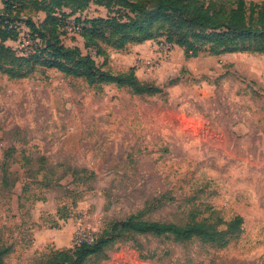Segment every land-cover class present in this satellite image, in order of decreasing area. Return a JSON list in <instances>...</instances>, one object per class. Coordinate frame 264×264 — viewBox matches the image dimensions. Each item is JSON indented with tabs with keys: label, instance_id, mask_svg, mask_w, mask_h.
<instances>
[{
	"label": "rangeland",
	"instance_id": "rangeland-1",
	"mask_svg": "<svg viewBox=\"0 0 264 264\" xmlns=\"http://www.w3.org/2000/svg\"><path fill=\"white\" fill-rule=\"evenodd\" d=\"M31 1L21 0L20 9L43 21ZM107 15L91 4L68 17ZM62 39L82 45L78 35L62 32ZM7 45L23 53L38 46L24 23ZM129 50L107 60L91 53L115 74L133 64L159 94L89 86L41 65L25 78L0 73L4 263L39 264L57 246L91 241L108 222L141 214L177 224L239 215L243 224L225 246L136 235L114 244L99 264H264V55L187 60L177 49L150 68L144 61L156 51L132 62Z\"/></svg>",
	"mask_w": 264,
	"mask_h": 264
},
{
	"label": "trees",
	"instance_id": "trees-1",
	"mask_svg": "<svg viewBox=\"0 0 264 264\" xmlns=\"http://www.w3.org/2000/svg\"><path fill=\"white\" fill-rule=\"evenodd\" d=\"M3 12L12 23H24L38 46L20 54L7 41L16 40L20 31L0 25V73L11 78H25L35 65L56 69L68 77L83 78L89 86L114 83L135 94L156 95L161 88L138 79L135 67L113 73L101 68L96 56L107 60L108 48L121 51L131 45L164 39L183 49L185 59L201 54L226 53L264 55V0H32L34 10L43 12L37 22L20 9L21 0H2ZM91 4L107 9L106 17L87 19L81 36L83 51L63 42L61 21L85 11ZM222 220L193 217L184 224L144 219L132 214L123 220L110 221L91 242L71 248L54 249L39 264H99L108 258L109 249L119 241L136 235L168 237L178 242L194 238L205 243L227 245L228 236L238 235L243 218L236 216L220 229ZM0 249V264H5Z\"/></svg>",
	"mask_w": 264,
	"mask_h": 264
},
{
	"label": "built area",
	"instance_id": "built-area-1",
	"mask_svg": "<svg viewBox=\"0 0 264 264\" xmlns=\"http://www.w3.org/2000/svg\"><path fill=\"white\" fill-rule=\"evenodd\" d=\"M0 25L2 28H6L7 30H11L12 28H16L18 31L21 30V24L12 23L11 19L7 15H5L3 11L0 12ZM60 25H61V28H60L61 32L66 33V34L78 35L80 37H82L81 34L84 28L86 27V23L84 21H79L75 17H68L62 20ZM173 47L174 45L166 40L159 41L155 55L147 59L146 61H144V63H146L148 67L150 68L158 66L159 63L166 61L170 58ZM92 51L93 50H91L90 52ZM19 53L28 54V53H23V52H19ZM93 239L94 238H92V240ZM91 241L80 240V242L77 243L76 245H80L84 242H91Z\"/></svg>",
	"mask_w": 264,
	"mask_h": 264
},
{
	"label": "crops",
	"instance_id": "crops-1",
	"mask_svg": "<svg viewBox=\"0 0 264 264\" xmlns=\"http://www.w3.org/2000/svg\"><path fill=\"white\" fill-rule=\"evenodd\" d=\"M0 8L1 9L4 8V4H3L2 0H0ZM80 39L82 40L81 41L82 45H77V46L80 47L82 50H84L85 49L84 40L82 37H80ZM158 43H159V40H149V41H146V42L141 43V44L131 45V46H129V48H130L129 52L130 53L127 55H129L131 57L132 62L136 61L138 58L149 57L153 54V52L156 51ZM177 49H179V50L181 49L182 52L184 53L183 49L176 46V45H174L172 52H174ZM107 51H108V54H110V55L113 52H118L117 50H113L111 48H108ZM109 65H110V62H109ZM111 65H112V62H111ZM132 67H134L133 64L131 65L130 68H132ZM113 70H115V69L113 68ZM116 72H123V70L118 69ZM70 246L71 245H68V247H70ZM57 249H58V246H57Z\"/></svg>",
	"mask_w": 264,
	"mask_h": 264
}]
</instances>
